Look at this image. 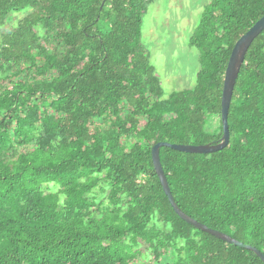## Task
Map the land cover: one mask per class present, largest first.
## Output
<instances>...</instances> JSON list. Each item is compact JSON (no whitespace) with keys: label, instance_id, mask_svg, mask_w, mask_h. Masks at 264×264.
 Here are the masks:
<instances>
[{"label":"trees","instance_id":"1","mask_svg":"<svg viewBox=\"0 0 264 264\" xmlns=\"http://www.w3.org/2000/svg\"><path fill=\"white\" fill-rule=\"evenodd\" d=\"M151 2L0 0V26L25 12L0 36V264H264L181 220L151 160L221 137L227 60L264 0H210L195 83L167 97L141 41ZM227 123L222 150L159 160L184 214L264 255V29Z\"/></svg>","mask_w":264,"mask_h":264},{"label":"rangeland","instance_id":"2","mask_svg":"<svg viewBox=\"0 0 264 264\" xmlns=\"http://www.w3.org/2000/svg\"><path fill=\"white\" fill-rule=\"evenodd\" d=\"M210 0H152L141 25V41L149 63L159 79L164 97L189 89L199 69L198 51L189 47L188 38L195 29L204 6ZM25 14L10 15L0 26L10 31ZM218 124L213 121V126Z\"/></svg>","mask_w":264,"mask_h":264},{"label":"water","instance_id":"3","mask_svg":"<svg viewBox=\"0 0 264 264\" xmlns=\"http://www.w3.org/2000/svg\"><path fill=\"white\" fill-rule=\"evenodd\" d=\"M264 29V15H262L258 20H256L234 43L225 68L224 78L221 90L220 99V123L222 127L221 137L216 143L213 144H203V145H189V144H172L167 142H158L154 144L151 148V160L153 169L157 175L160 182L164 195L167 197L168 202L174 211V213L184 222L193 226L195 229L205 232L221 241L234 245L239 248L247 249L253 252L263 263L264 255L255 247L244 244L227 234L214 230L207 227L206 225L197 222L196 220L190 218L184 214L175 204L173 197L171 195L167 180L163 173L161 163L159 160V149L161 147H167L172 150L183 152V153H197V154H210L217 152L225 148L229 143V130L227 123L228 108L231 101V96L233 92V87L237 79L240 67L243 63L245 54L253 42V40L260 34Z\"/></svg>","mask_w":264,"mask_h":264}]
</instances>
